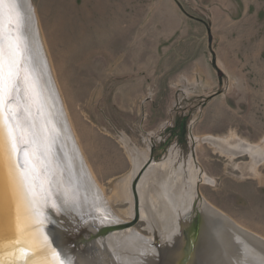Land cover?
<instances>
[{"label":"rangeland","instance_id":"obj_1","mask_svg":"<svg viewBox=\"0 0 264 264\" xmlns=\"http://www.w3.org/2000/svg\"><path fill=\"white\" fill-rule=\"evenodd\" d=\"M28 2L66 117L112 212L135 219L131 184L121 199L115 190L153 143V167L168 166L161 180L184 221L201 203L198 184L202 201L264 240V0ZM124 140L138 150L136 162ZM226 141L240 153L216 149ZM253 149L263 153L256 163ZM130 229L154 239L144 216Z\"/></svg>","mask_w":264,"mask_h":264},{"label":"bare ground","instance_id":"obj_2","mask_svg":"<svg viewBox=\"0 0 264 264\" xmlns=\"http://www.w3.org/2000/svg\"><path fill=\"white\" fill-rule=\"evenodd\" d=\"M3 10L4 22L8 24L7 4ZM17 16L21 18L19 34L25 38L26 55L31 58L27 66L32 70V79L39 93L36 102L29 101L28 111L25 112V106L21 105V112L27 124L33 126L26 139L34 142L26 149L38 157L32 162L36 165L38 191L44 200L43 210L50 227V236L46 237L50 264H179L180 231L194 215L195 206L202 217L198 264H252L256 257L261 258L264 264L262 239L236 226L207 202L200 201L196 205L194 200V207L188 208V219L184 221L187 214L185 217L181 214V205L166 190L165 180H161L167 176L168 166L164 164L155 169V161L151 165L155 169L152 175L155 178L147 180L149 183L144 186L146 189H141L142 194L139 193L142 182L137 188L139 217L142 220L144 216L154 239L142 238L134 229L122 227L125 221L112 212L102 189L90 174L73 134L28 0H19L18 9L12 11L13 35L17 34ZM124 142L130 154L134 155V161L138 160V150L126 140ZM215 146L222 154L230 156L239 154L241 149L233 141L216 142ZM255 150L251 151V156L256 163L264 152ZM0 160V264H12L18 255L20 258L28 255L30 260L27 264H43L47 259L40 247V237L28 228L25 218H21L22 221L18 219L20 224H26V231L24 229V234L19 237L16 190L8 175L3 174V168L5 173L7 169L1 145ZM140 169L134 170L130 180H126V176L116 186L117 189L115 187L117 199L128 192V184H131L134 199L132 185ZM149 173L150 169L146 175ZM195 190L198 197V184ZM174 191L178 193L179 185L175 184ZM135 213L134 200L132 219ZM81 237L89 240L83 243ZM20 244L25 247L21 248Z\"/></svg>","mask_w":264,"mask_h":264},{"label":"water","instance_id":"obj_3","mask_svg":"<svg viewBox=\"0 0 264 264\" xmlns=\"http://www.w3.org/2000/svg\"><path fill=\"white\" fill-rule=\"evenodd\" d=\"M6 22V21H5ZM4 22L5 30L7 31L9 27L13 25H9ZM208 37L209 41L212 42L213 36L211 30H208ZM219 76H222V71L217 68ZM119 135H121L119 133ZM27 137V136H26ZM26 139V138H25ZM27 140V139H26ZM0 145L3 149V159L6 164L7 173L4 172L3 174L6 176L8 175V179L12 181V187H15L16 190V201L18 203L17 208V231L20 233L21 237L26 231V224L21 223L22 219H27L28 221V228L33 231L34 234L38 235L41 240L40 247L44 250V258L47 259L43 264H50L51 261H48V257L46 253L47 246L45 238H49L50 236V227L47 221V215L43 210V203L44 200L41 197V194L38 191V184L36 180H39L36 171H31L32 165H25V149L29 145L28 143H21L19 145L20 151L16 154H10L5 147L4 141L2 136H0ZM154 144L152 143L150 149V156L149 160L145 162L142 168L139 170L137 175L134 178V182L132 185V190L134 193L135 199V219L129 223H123V228H131L135 225L139 220V199L137 194V184L139 180L142 179L146 171L151 168V165L154 161ZM1 163V160H0ZM33 164V162H32ZM3 167V166H2ZM4 179V176H3ZM6 180V178H5ZM198 201H202L200 192H198ZM193 212V211H192ZM193 216L191 217L190 221L186 223L187 225L181 228L180 231V247H179V264H198L199 263V248L198 244L200 243V232H201V221L202 217L199 212L197 206L194 207ZM21 221L18 222V219ZM20 230H19V229ZM25 229V230H24ZM24 230V231H23ZM188 231V234H187ZM22 232V233H21ZM105 234V233H104ZM143 237V236H142ZM82 238V237H81ZM43 239V240H42ZM146 239V238H145ZM47 240V239H46ZM263 241V242H262ZM264 243V240H261ZM21 245V244H20ZM25 247L21 245V248ZM44 247V248H43ZM30 260L28 255L21 257L18 255L17 260L12 264H27ZM260 261V262H259ZM259 262V263H258ZM252 264H262L261 258L256 257L255 261H252Z\"/></svg>","mask_w":264,"mask_h":264},{"label":"snow or ice","instance_id":"obj_4","mask_svg":"<svg viewBox=\"0 0 264 264\" xmlns=\"http://www.w3.org/2000/svg\"><path fill=\"white\" fill-rule=\"evenodd\" d=\"M9 8L8 24L12 25V11L18 9L19 0H0V136H2L6 149L10 154L20 151L21 143L31 144L33 140H26L31 135L26 118L21 112L29 110V101L36 102L39 93L36 90L35 81L32 79V70L27 66L30 57L26 55L28 49L25 38L19 34L21 18L16 17V35H13L11 27L6 31L4 27V5ZM23 91V95L21 92ZM33 159H38L35 153L25 149V165H32L31 171H35L36 165ZM46 241V238H45Z\"/></svg>","mask_w":264,"mask_h":264},{"label":"crops","instance_id":"obj_5","mask_svg":"<svg viewBox=\"0 0 264 264\" xmlns=\"http://www.w3.org/2000/svg\"><path fill=\"white\" fill-rule=\"evenodd\" d=\"M88 166H89V165H88ZM133 167H134V164H133ZM132 171H133V170H132ZM132 171H131V172H132ZM129 174H130V173H129ZM129 174H128V175H129ZM126 176H127V175H126ZM126 176H125V177H126ZM122 179H123V178H122ZM122 179H120V180H122Z\"/></svg>","mask_w":264,"mask_h":264}]
</instances>
